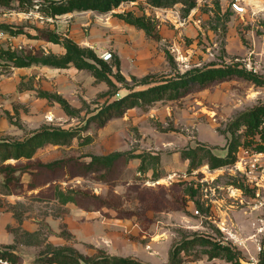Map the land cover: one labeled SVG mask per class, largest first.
<instances>
[{
    "label": "rangeland",
    "instance_id": "obj_1",
    "mask_svg": "<svg viewBox=\"0 0 264 264\" xmlns=\"http://www.w3.org/2000/svg\"><path fill=\"white\" fill-rule=\"evenodd\" d=\"M49 1L0 7V26L21 32L11 39L0 33V49L54 55L32 40L39 32L87 51L96 19L106 25L121 13L141 19L155 39L159 61L143 76L115 81L108 93L104 84L90 80L87 70L70 69L62 82H51L76 103L73 113L59 106L41 114L27 112L30 121L20 136L44 126L78 135L69 144L38 152L44 163H60L53 172L38 170L37 181L45 185L10 207L14 242L0 244V251L12 253L17 262L35 264H48L57 251L81 264L106 256L169 264L173 255L175 264H262L264 21H243L228 0H183L168 8L136 0L109 13L89 11L77 17L53 16ZM163 27L169 34L160 33ZM253 43L261 54L258 73L245 66ZM9 66L0 62V73H10ZM210 70L216 72L205 84L189 79ZM176 80L186 84L171 86L162 100L139 101L104 126L89 122L101 107L125 94ZM247 115L258 116V125L236 127ZM17 116L14 122L22 127ZM115 153L124 156L112 165L92 159ZM229 156L227 163L212 168V158Z\"/></svg>",
    "mask_w": 264,
    "mask_h": 264
},
{
    "label": "trees",
    "instance_id": "obj_2",
    "mask_svg": "<svg viewBox=\"0 0 264 264\" xmlns=\"http://www.w3.org/2000/svg\"><path fill=\"white\" fill-rule=\"evenodd\" d=\"M14 1L25 2L26 0H0V7H9L13 5ZM30 1V0H28ZM136 0H60L54 1L50 0L47 7L48 11L51 12L53 16L55 15H64V14H72V13H81V12H99V13H109L111 11L116 10L121 4L126 2H133ZM149 4L153 7L158 8H168L172 7L174 4L183 1V0H148ZM188 1V0H184ZM44 11V10H43ZM117 17L125 20L127 23L137 26L139 28H143L146 30L147 34H151L148 32V29L145 25L140 21L141 19L128 17L127 15L117 13L115 14ZM3 32H8L12 35H19L21 32H16L13 30L14 28H10L8 25L0 26ZM36 38L45 39L49 42L53 43H61V39L54 36L53 38H46L37 32ZM63 46L66 49V54L62 57H57L54 55L48 56H32V55H23L17 54L13 50H2L0 49V62L11 63L15 67H24L30 66L33 64H40L51 66L55 68H67L70 65L75 66L79 70H87L90 71L92 75H94L99 81H104L111 88H115V82L110 78L113 77L118 83H126V78L122 76L120 72V64L118 61H114L113 63L104 61L100 59L93 50L88 49L85 51L84 48H80L78 44L73 41H65ZM87 52V53H86ZM115 68V69H114ZM216 71L210 70L205 73H195L193 75L190 74V80L195 81L196 79L200 81L201 84H205L207 79H211L214 76ZM251 76L250 73L247 74ZM180 81V80H179ZM163 82L167 84H161L159 86L147 88L142 91H133L124 97L117 99L115 101L106 104V106L101 107L89 120L92 122H96L100 126H104L109 120L114 117L122 116L128 109H131L138 105L139 101L145 102H154L162 100L166 97L169 88L173 86L174 88L179 87L180 84L185 85V82ZM264 83V82H263ZM147 84V83H146ZM109 90V91H110ZM171 90V89H170ZM177 92V90H175ZM178 93V92H177ZM49 99H53L57 103L60 104L61 108L69 115H71L75 108H73L66 99L62 98L60 95H47ZM259 123L258 116H243L242 120H237V126L239 127L242 124H251L257 126ZM77 132L74 130H64L53 127H44L40 131L31 135L27 139L23 141H15L12 143L9 142H0V173L4 175V185L8 189L13 187L14 189H22L23 184L21 182L20 175L17 173H23L26 171V167H16L12 165H4L6 161L10 159L19 160L21 158L32 159L35 155L36 151L42 147L52 145H65L69 144L75 137H77ZM233 151H231L232 153ZM237 152V149L234 150ZM231 155V154H230ZM124 154H113L104 157H93V161L96 160L97 163L101 165H112L113 162L121 157ZM231 156H229L225 160H220L218 158L215 159V164H212V168L219 167L229 161ZM234 160V158H233ZM60 162H53L49 164H37V167H42L47 171L53 172ZM92 165V164H90ZM28 169V168H27ZM42 169V170H44ZM36 176V177H35ZM39 175H34L33 184H31L32 188H36L40 184L37 181V177ZM199 207V205H198ZM176 255V254H175ZM0 257L4 259H8L14 262L12 257L14 255L9 252H1ZM176 256L173 255L169 264H175ZM48 264H81L78 259L71 258L67 256L61 251H57L55 254H52L47 261ZM86 264H144L133 259H126L117 256H106L99 260H94L92 262H85ZM264 264V255H263V263Z\"/></svg>",
    "mask_w": 264,
    "mask_h": 264
},
{
    "label": "crops",
    "instance_id": "obj_3",
    "mask_svg": "<svg viewBox=\"0 0 264 264\" xmlns=\"http://www.w3.org/2000/svg\"><path fill=\"white\" fill-rule=\"evenodd\" d=\"M70 14V17H77L78 14ZM93 11H90V15ZM114 13V16L117 19H113L106 25H103L102 22L99 23L98 19L92 27L90 28V49L95 52V54L103 60V55L106 53H111L113 56V62L116 60L120 64V72L122 76L126 79L127 76L131 75L133 77H140L148 73L153 66H155L159 57L157 55V44L152 37H150L146 30L139 28L132 24L127 23L125 20L117 17ZM78 19V18H77ZM72 30L76 29L75 25H72ZM110 26V28H108ZM10 28H13L10 26ZM78 31V29H76ZM1 31L0 33H2ZM160 33L169 34V30L164 27ZM9 39L14 38L18 35H12L8 32H4ZM68 37V36H66ZM4 39V38H2ZM0 39V43L3 40ZM31 40V39H30ZM32 40L37 41V43H44L48 47L52 54L62 57L66 54V49L61 43L49 42L45 39H39L35 36L32 37ZM83 39H78V43L83 44ZM9 41V40H7ZM235 45L237 49L239 48V41L235 40ZM88 43V40H87ZM89 44V43H88ZM9 50V46L5 48ZM110 62V63H113ZM11 67L10 73L7 75L0 73V142H15L23 141L40 131L44 126L39 130L32 132L26 136H20L24 134L26 124L29 123V118L26 116L28 113H45L48 109L54 108V106H59V108L64 111L60 104L49 99L47 95H60L62 98L66 99L72 107H76V103L70 102V97L67 93L59 88L55 89L52 81L55 82V85L63 80V73L70 69L79 71L75 66L70 65L67 68H55L46 65L33 64L30 66L24 67ZM115 69V68H114ZM110 78L115 82V79L110 76ZM90 80L97 85H103V90L106 88L108 93L110 88L104 81H99L94 75L90 73ZM106 87V88H105ZM127 95V94H125ZM124 95V96H125ZM122 96V97H124ZM15 115L20 119L22 127L16 125ZM26 123V124H25ZM19 124V123H18ZM29 129V128H28ZM59 146V145H57ZM42 150L38 149L32 159L21 158L19 160L10 159L5 162L4 165H12L16 167H26V171L23 173H17L20 175L21 182L23 184L22 189H8L4 185V175L0 173V244L1 245H11L14 242V236L9 231V228L12 227L15 223L14 212L12 207L20 201L23 195H27L29 192H35L36 189L42 187L45 184L39 185L36 188H32L34 178L33 174L37 171L44 168L37 167V164H49L44 163L43 160L37 158L38 152ZM38 159V160H37ZM39 161V162H33ZM32 163L31 164H29ZM28 168V169H27ZM45 170V169H44ZM28 177V180L25 179ZM31 178V179H29ZM6 204L8 208L3 205ZM11 207V208H10Z\"/></svg>",
    "mask_w": 264,
    "mask_h": 264
},
{
    "label": "built area",
    "instance_id": "obj_4",
    "mask_svg": "<svg viewBox=\"0 0 264 264\" xmlns=\"http://www.w3.org/2000/svg\"><path fill=\"white\" fill-rule=\"evenodd\" d=\"M228 6L230 9L237 14L243 21L247 18L248 22H256L262 19L264 21V0H228ZM264 30V28H263ZM260 52L257 51L256 43H253L250 49L245 66L252 72L258 73L260 70L259 60ZM103 60L109 62L113 58L111 53L103 55ZM0 264H35L28 260L23 262H14L8 259L0 257Z\"/></svg>",
    "mask_w": 264,
    "mask_h": 264
}]
</instances>
